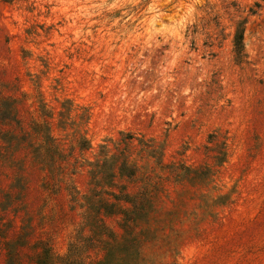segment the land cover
Wrapping results in <instances>:
<instances>
[{"label":"rangeland","instance_id":"374dc122","mask_svg":"<svg viewBox=\"0 0 264 264\" xmlns=\"http://www.w3.org/2000/svg\"><path fill=\"white\" fill-rule=\"evenodd\" d=\"M0 264H264V0H0Z\"/></svg>","mask_w":264,"mask_h":264},{"label":"trees","instance_id":"16d2710c","mask_svg":"<svg viewBox=\"0 0 264 264\" xmlns=\"http://www.w3.org/2000/svg\"><path fill=\"white\" fill-rule=\"evenodd\" d=\"M232 4L236 7L237 3L232 2ZM236 11H244L241 10L240 7L236 8ZM251 13V9L249 10ZM241 17L240 19L236 20L234 23V28L233 31L231 32L232 35V44H233V51L235 53V59L236 61H241L243 56H244V43H243V38H244V29H245V24L247 22V16H242V14H239ZM58 113L59 115H62V110L56 109V107L48 108L47 104L43 102L42 100L40 101V107H39V115L42 117L43 122H39V134L44 136V144L42 145L41 149L43 152H39V156H41L42 161L45 162V165L48 168H55V161L57 159L59 160H67V162H70V157L73 155L74 156V161L72 163L74 169L77 168L79 159L77 156L71 153H65L62 149L59 148L55 142L57 141V138H55L52 134L51 130V122L50 119H52L55 115V113ZM132 137V136H131ZM76 145L72 146L71 148L74 150L76 147H78L81 151L89 150L92 148L91 143L88 139L85 137H80L76 139ZM114 144V147L117 148L120 141L119 140H111ZM110 149L109 143L105 144H100L99 145V152H98V158L96 161L92 160H87L86 163L91 169V173L93 176L96 175L99 171L95 167H100L103 170H101V173H103L105 168H108L109 166H113L112 173H114L116 167H118V170L120 173H123L125 169H128L129 166L127 162L124 160L120 161L118 156L114 154L112 157L107 158L105 157L106 151ZM102 159L101 164H99L100 160ZM115 174H112V177Z\"/></svg>","mask_w":264,"mask_h":264}]
</instances>
